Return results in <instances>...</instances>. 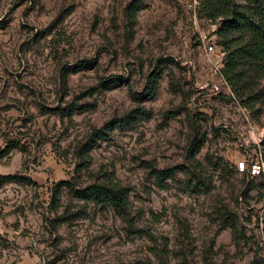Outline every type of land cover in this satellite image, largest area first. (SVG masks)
Returning <instances> with one entry per match:
<instances>
[{
  "label": "rangeland",
  "instance_id": "1",
  "mask_svg": "<svg viewBox=\"0 0 264 264\" xmlns=\"http://www.w3.org/2000/svg\"><path fill=\"white\" fill-rule=\"evenodd\" d=\"M134 1L0 0V264H264V176L237 169L264 160V76L239 96L220 21Z\"/></svg>",
  "mask_w": 264,
  "mask_h": 264
},
{
  "label": "trees",
  "instance_id": "2",
  "mask_svg": "<svg viewBox=\"0 0 264 264\" xmlns=\"http://www.w3.org/2000/svg\"><path fill=\"white\" fill-rule=\"evenodd\" d=\"M140 4L141 0H136L129 6L131 19ZM201 9L209 20L221 23L216 35L217 45L225 52L222 73L239 94L251 73L264 76V0H201ZM154 89L147 93L151 96ZM258 100V94H251L247 105ZM169 175L161 171L158 178L163 181ZM76 195L96 204H110L118 211L125 210L128 199L123 188L106 185H92L76 191Z\"/></svg>",
  "mask_w": 264,
  "mask_h": 264
},
{
  "label": "built area",
  "instance_id": "3",
  "mask_svg": "<svg viewBox=\"0 0 264 264\" xmlns=\"http://www.w3.org/2000/svg\"><path fill=\"white\" fill-rule=\"evenodd\" d=\"M180 2L192 14L195 24L198 25L199 13L201 11V0H180ZM213 39H215L213 40L214 42H212L209 46H207V50L209 52L214 51L216 43L218 41V36L217 38H213ZM222 56L225 57L224 50L222 51ZM237 169L241 174L246 173L248 176L252 178H259L264 176V160L262 157L257 160H250V161L244 159L243 161L237 164Z\"/></svg>",
  "mask_w": 264,
  "mask_h": 264
}]
</instances>
